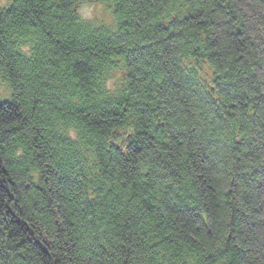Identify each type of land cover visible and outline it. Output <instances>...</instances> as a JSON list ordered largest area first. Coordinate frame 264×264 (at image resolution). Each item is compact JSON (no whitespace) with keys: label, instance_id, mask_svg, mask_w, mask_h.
Masks as SVG:
<instances>
[{"label":"trees","instance_id":"obj_1","mask_svg":"<svg viewBox=\"0 0 264 264\" xmlns=\"http://www.w3.org/2000/svg\"><path fill=\"white\" fill-rule=\"evenodd\" d=\"M105 1L0 6V264H264V0Z\"/></svg>","mask_w":264,"mask_h":264},{"label":"rangeland","instance_id":"obj_2","mask_svg":"<svg viewBox=\"0 0 264 264\" xmlns=\"http://www.w3.org/2000/svg\"><path fill=\"white\" fill-rule=\"evenodd\" d=\"M13 0H0V6L2 8L10 7L12 5ZM79 13L80 16L91 22L94 26H104L113 28L115 23L113 19V4L110 2H107L105 0H84V2L79 7ZM198 65V64H197ZM205 71L206 69L202 70ZM203 73V74H204ZM208 73V71H207ZM202 74V73H201ZM207 81L210 80L209 75L208 77H204ZM1 79V77H0ZM122 80V74L121 73H115L113 74V77L108 82V87L111 89L117 88L121 84ZM0 95L2 98L6 96H10L11 90L10 88L5 84L4 80H0ZM121 137H125L126 133L120 131L118 132ZM128 139L126 136L125 141Z\"/></svg>","mask_w":264,"mask_h":264}]
</instances>
